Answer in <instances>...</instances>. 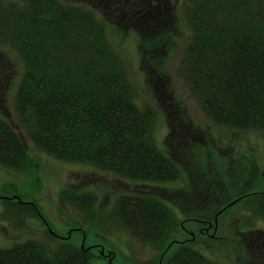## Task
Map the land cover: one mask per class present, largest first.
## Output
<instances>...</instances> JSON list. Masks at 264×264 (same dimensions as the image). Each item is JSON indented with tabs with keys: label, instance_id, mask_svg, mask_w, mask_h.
I'll list each match as a JSON object with an SVG mask.
<instances>
[{
	"label": "trees",
	"instance_id": "trees-1",
	"mask_svg": "<svg viewBox=\"0 0 264 264\" xmlns=\"http://www.w3.org/2000/svg\"><path fill=\"white\" fill-rule=\"evenodd\" d=\"M170 1L0 0V44L13 50L24 67L15 105L21 132L0 116V167L17 173L35 168L29 140L58 161L86 165L138 187L178 181L177 148L186 142L174 136L168 150L159 145L157 112L138 106L128 69L114 44L115 37L132 31L140 39L149 82L164 76L158 52L176 44L162 24L170 17L179 19ZM184 1L192 33L180 75L205 117L221 128L264 132V0ZM9 61L4 67L10 82L15 70ZM204 183L222 195L224 189L217 190L223 187L218 172ZM191 189L201 187L187 188ZM196 194L194 200L189 192L180 198L138 190L116 199L114 218L158 253L157 261L146 264H221L204 255L194 241L175 239L184 224L177 211L192 209L205 197L202 191L200 197ZM14 196L3 199L15 213L23 219L42 218L36 202L24 203L20 195ZM95 199L87 194L67 201L91 216ZM239 203L264 220V190L244 192L218 213ZM47 227L45 239L0 248V264H94L96 259L114 264L103 249L76 244L69 237L74 230L61 237ZM260 237L250 246L255 255L260 249L264 259Z\"/></svg>",
	"mask_w": 264,
	"mask_h": 264
},
{
	"label": "rangeland",
	"instance_id": "rangeland-1",
	"mask_svg": "<svg viewBox=\"0 0 264 264\" xmlns=\"http://www.w3.org/2000/svg\"><path fill=\"white\" fill-rule=\"evenodd\" d=\"M175 7L179 19L170 17L162 24L166 32L175 36L176 44L158 52L164 62V76L159 74L152 83L149 82L142 66L140 39L132 31L115 37L114 44L128 69L138 106H149L157 112L155 137L159 145L168 150L174 136L186 142L177 148L181 152L177 156L180 179L166 185L138 187L135 183L86 165L58 161L27 140L28 151L36 167L27 173L0 167V248L31 239H45L48 225L61 237L74 230L69 237L72 236L76 244L93 246L97 251L103 249L104 256L114 264L157 261V251L140 243L114 218L116 199L123 193L140 190L156 196L179 194L180 198H185V193L189 192L195 200V193L200 197L202 191L205 197H200V202H196L192 209L177 211L184 224L183 231L175 239L194 241L204 255L221 264H264L260 249L255 250V255L250 246L256 242L253 238L259 240L262 236L260 238L264 240V220L256 217L243 203L226 207L218 213L226 203L233 202L242 193L264 190V132L235 131L207 120L180 75L184 48L192 31L186 18V2L171 0L172 11ZM6 59H10L8 64L15 70L14 81L9 82L10 74H6ZM1 71L0 116L18 126L16 93L24 67L13 50L0 44ZM217 172L223 185L217 190L224 189L221 196L224 195L225 199L214 193L216 188L204 185L206 180L212 181ZM191 185L201 189L187 190ZM87 194L97 198L93 206L95 215L89 216L90 213L67 201L83 199ZM14 195H20L24 203L36 202L42 218L23 219L13 208L10 209L3 197ZM211 217L212 220L209 219ZM105 263L103 259L94 261V264Z\"/></svg>",
	"mask_w": 264,
	"mask_h": 264
},
{
	"label": "water",
	"instance_id": "water-1",
	"mask_svg": "<svg viewBox=\"0 0 264 264\" xmlns=\"http://www.w3.org/2000/svg\"><path fill=\"white\" fill-rule=\"evenodd\" d=\"M14 197L17 198V199L19 198L18 196H14ZM19 200L21 201V199H19ZM29 203H31V202H29ZM83 246H84V245H83Z\"/></svg>",
	"mask_w": 264,
	"mask_h": 264
}]
</instances>
